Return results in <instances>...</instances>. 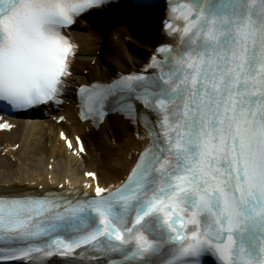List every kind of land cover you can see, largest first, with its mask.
Here are the masks:
<instances>
[{
    "label": "bare ground",
    "instance_id": "bare-ground-1",
    "mask_svg": "<svg viewBox=\"0 0 264 264\" xmlns=\"http://www.w3.org/2000/svg\"><path fill=\"white\" fill-rule=\"evenodd\" d=\"M106 15L107 20L112 21L121 17L117 13ZM160 19L161 12L155 9L146 16L128 23H115L102 30L96 22H76L71 29L76 54L64 97L67 106L58 113L64 115V122L49 121L46 127L43 118H27L25 121L33 122L32 128L27 129L24 122L15 121L14 129L0 131V151H5L14 161L0 158V193L31 191L40 194L49 188H66L73 184H90L93 188L94 179L84 175L89 171L95 172L96 183L104 188L122 180L145 142L139 135L138 126L115 115L107 117L98 128L82 122L77 117L72 89L78 84L105 80L118 72L137 70L153 52L154 45L162 40ZM94 34L102 37L101 44L97 43L98 40L94 42ZM126 38L134 47L133 53H125ZM104 47L111 56L109 69L92 67L89 60ZM104 128L108 134H101ZM52 130H56L54 139ZM60 131L72 141L74 134H81L84 152L73 153L72 149H76L73 142L71 148L66 147L60 140ZM15 144L16 149L13 148ZM102 147L104 150L98 154ZM80 159L77 165L76 161Z\"/></svg>",
    "mask_w": 264,
    "mask_h": 264
},
{
    "label": "rangeland",
    "instance_id": "rangeland-1",
    "mask_svg": "<svg viewBox=\"0 0 264 264\" xmlns=\"http://www.w3.org/2000/svg\"><path fill=\"white\" fill-rule=\"evenodd\" d=\"M96 38H97V35L94 36V39H96ZM125 47H126V48H125V53L133 52V48L131 47V45H129V43L126 44ZM108 60H109V59H108V54H107V52L102 50V52H99V53H97V54H95V55L93 56V58L91 59V65L94 66V64H96V62H98L97 64H99L100 66H102V67H104V68H108V62H107ZM47 124H48V122L45 123V126H47ZM29 126H30V125H28V127H29ZM103 132L106 133V134H108L106 129L103 130L102 133H103ZM52 138H53V139L55 138V131H54V134H53V132H52ZM16 147H17V145L14 146V148H16ZM102 150H104L103 147H102V149H99V150L97 151V153L99 154L100 152H102ZM4 157H5V158H8L10 161L14 162L12 157H10V156L4 154V152L1 151V152H0V158L3 159ZM80 162H81V159H80V160H77V161H76V164L78 165ZM0 164H1V163H0ZM87 168H91V167H87Z\"/></svg>",
    "mask_w": 264,
    "mask_h": 264
}]
</instances>
